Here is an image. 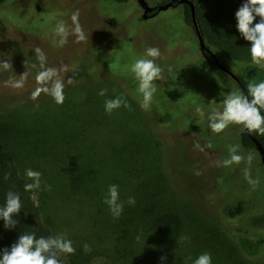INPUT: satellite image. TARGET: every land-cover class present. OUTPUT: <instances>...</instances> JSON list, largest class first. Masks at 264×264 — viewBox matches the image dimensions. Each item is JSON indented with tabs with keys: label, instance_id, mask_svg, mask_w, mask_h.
Instances as JSON below:
<instances>
[{
	"label": "rangeland",
	"instance_id": "1",
	"mask_svg": "<svg viewBox=\"0 0 264 264\" xmlns=\"http://www.w3.org/2000/svg\"><path fill=\"white\" fill-rule=\"evenodd\" d=\"M145 1L156 6L165 0ZM76 9L89 40L75 43V37L69 36L64 47H57L55 24L64 20L71 25ZM179 10L142 20L136 0L126 5L106 0H5L0 5V61L10 58L13 69L0 70V129L24 177L29 168L42 174L41 189L33 191V199L53 236L65 234L75 249L85 243L95 247L90 264H193L205 252L211 254L212 264L264 261V245L255 255L242 257L219 218L225 207L241 201L244 213L235 219V229H264V165L259 155L241 147V154L255 155L250 172L253 179L259 177L260 184L253 190L243 175L245 164L220 165L228 158V146L240 144V128L232 126L219 135L208 128L207 114L222 109V100L235 92L232 84H225L229 81L225 76L203 80L199 75V94H192L189 102L171 87L176 70L188 72L185 63L192 66L202 56L189 54L184 44L168 45L174 27L180 25L174 21L180 18ZM123 42L126 48L131 42L134 51L144 53L147 47H157L161 52L156 63L165 69V79L156 82L158 90L148 116L140 107L142 97L129 71L127 53L117 49ZM37 46L44 51L48 67L68 68L67 73H60L65 83L62 105L43 93L31 98L36 88L37 70L31 66L37 63L33 51ZM25 71L30 73L25 86L10 87V78L19 79ZM101 89H107L105 96L98 94ZM117 96L130 107L106 114L105 100ZM197 106L203 107L205 119L196 115ZM183 107L185 113L180 114ZM80 116H86L87 126L75 135L73 122L80 123ZM148 117L157 131L146 127ZM197 141L201 145L211 142L212 148L195 150ZM134 161L137 177L132 194L145 211L141 219L127 222L123 212L114 219L103 200L113 184L118 185L119 194L131 196L120 182H128L129 163ZM90 170L100 173L99 177ZM196 171L202 174L197 176ZM69 184L76 185L73 195L67 191ZM45 185L51 190H43ZM90 191L94 194L86 196ZM120 200L125 202L124 210L132 207L124 198ZM160 212L171 214L180 227L178 239L164 247L150 229L151 218ZM181 236L189 240L180 242ZM110 249L117 251L116 256L107 252ZM138 257V262H131ZM60 259L62 264H71L69 255Z\"/></svg>",
	"mask_w": 264,
	"mask_h": 264
},
{
	"label": "clouds",
	"instance_id": "2",
	"mask_svg": "<svg viewBox=\"0 0 264 264\" xmlns=\"http://www.w3.org/2000/svg\"><path fill=\"white\" fill-rule=\"evenodd\" d=\"M80 12L76 9L70 16L71 25L64 20H58L53 29V34L57 38L55 43L57 47H64L68 43L69 36L75 37V43L87 42L89 35L84 31L83 26L79 22ZM259 17V21H256ZM236 29L240 36L249 42V53L251 65L264 70V0H244L238 10L235 12ZM37 63L32 64V68L36 69L35 83L36 88L32 93L31 98L37 99L42 93L50 96L57 105H62L65 100L64 95V79L61 77V70L68 72L67 66L62 69L47 66V57L40 47L34 48ZM161 58V52L157 47H147L144 54L136 58L130 66V73L137 82V92L141 95L140 107L145 112L151 110L154 95L157 92V81L164 80L163 75L165 69L156 63ZM0 70L13 71L10 58L0 61ZM167 71L172 72L171 66ZM29 72L25 71L19 76V79L9 80V86L14 89H22L27 82ZM72 84L73 78L67 80ZM107 89H101L98 93L100 96H105ZM121 107L129 108V104L122 97L117 96L114 99H107L104 102L105 113L111 115L114 110ZM196 115L201 119H205V111L203 107L195 108ZM208 128L213 134L219 135L229 127H239L241 133L245 131L249 135L264 136V80L259 82H250L246 92L240 89L229 93L222 100V109H212L207 114ZM195 150L200 152L206 148H212L211 142L201 145L198 141L193 145ZM241 145L232 144L228 146V158L222 160L220 165L225 168L239 166L245 164L246 167L242 170L246 182L253 190L260 184L259 177L253 179L250 168L255 155L248 152L246 155L241 154ZM195 175L199 176L202 173L196 171ZM25 176L30 183H25L24 191L33 192L41 189L42 174L39 171L31 168L25 170ZM8 179V175H5ZM45 191H50L51 186L45 185ZM109 208L114 219H119L125 202L120 200L118 185H110L108 187L107 196L103 200ZM126 203L129 206H135V198L128 197ZM22 209V203L19 194L8 191L4 206L0 207V220H3L6 229L14 228L19 221L13 219L18 216ZM139 240L140 237L138 236ZM189 237L181 236L180 242L188 241ZM83 251L88 253L91 247L84 244ZM76 249L73 247V242L60 233L55 236L39 237L35 233L21 234L18 240L13 243L10 250L5 248L0 252V264H62L60 257L62 255H73ZM163 260L164 257H161ZM193 264H212L211 254L208 252L200 254Z\"/></svg>",
	"mask_w": 264,
	"mask_h": 264
},
{
	"label": "trees",
	"instance_id": "3",
	"mask_svg": "<svg viewBox=\"0 0 264 264\" xmlns=\"http://www.w3.org/2000/svg\"><path fill=\"white\" fill-rule=\"evenodd\" d=\"M106 1L112 2L117 5H126L130 1L132 2L133 0ZM168 1L170 0H165L163 3H166ZM189 1H191L194 5L196 20L204 43L206 44L210 52L215 56V58L221 64L226 66L230 71H232L236 76H238V78L242 81L246 89L250 82H259L261 80H264V70H261L251 65L249 42L245 41L236 29L235 12L241 6L244 0ZM4 2L5 0H0V5ZM178 9H180L178 12L180 18H175L174 21L176 22L177 20L180 25H177L178 28L169 25L174 27V33L172 34L173 37L171 38L170 43H168V45L176 46L179 44H184L187 46V49L190 52L189 54H195V52H200L197 39L192 28L190 10L188 5L181 4L178 5L175 9L169 8L161 13L164 14L168 13L169 11L174 13L176 12V10L178 11ZM136 21L139 22L138 20ZM258 21L259 17H257L254 23ZM185 32L188 33L187 36ZM125 44L127 43L123 42V46L117 49L124 50V52L127 53V59L130 64H132L136 58H139L144 54L142 51L136 49L134 51L132 48L133 46H130L131 42H128V49L126 48ZM206 55L210 56L209 58H211V61H214V58L211 57V55ZM211 61H207L203 56H201L199 61L194 62L192 66L185 63V65L189 67L188 72L177 73L178 70H176L177 77L172 81L171 87L178 91V93L182 96L181 99H186V97H188L189 102L190 98L193 96L192 94H199L197 86L199 81V75L203 78V80L214 79V77L216 76H219L220 78L225 76L227 77L226 79L229 80H225V84L230 83L232 84L233 90H239L233 80L230 79L221 70H219V68H217L213 63H211ZM143 112L146 114L145 111ZM179 113H185L184 107L182 108V110L179 111ZM146 116L148 115L146 114ZM86 121V116H82L80 123L73 122V132L75 135H78L79 132L82 133L85 131L87 126L85 123ZM92 122L94 123V120ZM75 126L78 127L74 129ZM154 126L155 125L152 124V120L148 117L146 127L151 129L152 131H157ZM3 130V128L0 129V207L4 206L5 204L7 192L13 191L19 194L20 196L22 209L18 216L13 217V219L19 221V223L14 228L6 229L4 227L3 220H0V252H2L5 248L10 250L11 245L18 240V237L21 234L35 233L37 238L41 236H53L52 231L42 218L41 209L33 199V192L24 191L25 183L29 182L18 168L16 155L9 149L8 142H6L3 137ZM253 136L259 141L264 150V136H258L255 134H253ZM239 141L242 148L255 151L252 141L243 133H241ZM129 165L130 175L127 177H130V179L126 184L124 181L120 182V185L122 187L126 185L128 196L131 195L137 199L136 195L132 194L134 181L137 177V161L130 162ZM92 171L94 170H90L92 175L96 174ZM99 174H96L95 178H98ZM5 175H8L9 178L5 179ZM75 186L76 185L73 184L68 185L67 191L70 195L75 194ZM96 187L97 189H99L97 185ZM93 194V191H90L88 194H86V196H92ZM120 197L124 198L127 201L126 198L128 197H125L122 194H120ZM139 206V201H136L135 206L126 207V209L123 211V214L125 215L124 219L127 222L141 219L142 214L145 210L140 208ZM225 213H228V216H222V214ZM243 213V202L236 201L235 204L233 203L225 207V209L222 210V214H219V218L222 221L224 227L229 229V231H227L226 233L227 236L235 242V245L240 249L242 257L245 258L250 255H255L256 251L264 245V229H254L252 231L241 230L239 228L235 229L234 221ZM148 214L149 212H146V215ZM151 219H153L150 222L152 236L155 239L159 238V240H157L159 245L164 247V244H168L170 242L172 243L178 239L180 233L179 222L171 214H168L166 212H160L159 216L156 219ZM133 223L136 225L134 221ZM128 233L131 234L130 231ZM77 249L75 254L69 255L70 263L90 264V259L92 257V254L96 253V248H91V251L88 253H85L83 251V248L78 249V251ZM107 252L112 255L115 254V256L117 254V251L115 252V250L111 249ZM140 258L141 257L131 259V262L136 263L140 260ZM254 264H264V261L260 260L258 262H255Z\"/></svg>",
	"mask_w": 264,
	"mask_h": 264
},
{
	"label": "water",
	"instance_id": "4",
	"mask_svg": "<svg viewBox=\"0 0 264 264\" xmlns=\"http://www.w3.org/2000/svg\"><path fill=\"white\" fill-rule=\"evenodd\" d=\"M136 2L138 3L139 7L142 10V15H141L142 20L153 18V17L157 16L159 13H161L163 11H166L169 8H174L177 5H181V4L188 5L189 10H190V18H191L192 28H193L195 37L197 39V43H198V46H199L200 53L202 55H204V56L206 54L211 55V57L214 58V61H213L214 65L217 68H219V70H221L223 73H225L230 79H232L233 82L237 85L239 90L240 89H244L245 92H246V88L244 87L242 81L238 78V76H236L226 66L221 64L215 58V56L210 52V50L208 49V47L204 43L203 37H202V35L200 33V30H199V27H198V23H197V20H196V14H195L194 5H193V3L191 1H189V0H170V1L166 2V3L159 4V5H156V6H149L145 0H136ZM243 134L245 136H247L252 141L254 149L256 150L257 154L260 157V162H261L262 165H264V150H263L261 144L259 143V141L253 135L247 134L246 131Z\"/></svg>",
	"mask_w": 264,
	"mask_h": 264
},
{
	"label": "flooded vegetation",
	"instance_id": "5",
	"mask_svg": "<svg viewBox=\"0 0 264 264\" xmlns=\"http://www.w3.org/2000/svg\"><path fill=\"white\" fill-rule=\"evenodd\" d=\"M177 6H178V5H177ZM177 6H176V7H177ZM201 55H202V54H201ZM202 56H203L207 61H211V60H210L211 58H209L210 56H207V55H205V56L202 55ZM212 59H213V58H212ZM211 63L214 64L213 60L211 61ZM255 151H256V150H255Z\"/></svg>",
	"mask_w": 264,
	"mask_h": 264
}]
</instances>
